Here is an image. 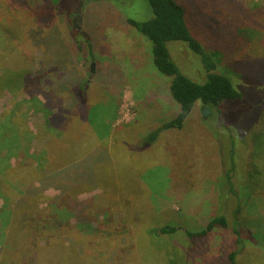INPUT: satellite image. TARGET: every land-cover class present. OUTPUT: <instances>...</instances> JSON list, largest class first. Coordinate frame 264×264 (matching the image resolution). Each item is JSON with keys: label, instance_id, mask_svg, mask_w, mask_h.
<instances>
[{"label": "rangeland", "instance_id": "374dc122", "mask_svg": "<svg viewBox=\"0 0 264 264\" xmlns=\"http://www.w3.org/2000/svg\"><path fill=\"white\" fill-rule=\"evenodd\" d=\"M1 1L19 9L48 2ZM49 1L70 21L74 36L92 41L93 54H89L85 43L84 49L76 52L70 31L62 27L60 17H56L48 34H43L41 27L30 29L28 61L22 58L15 65L29 67L32 76L23 81L24 86L14 95L2 86L0 114L18 104L17 117L26 131L23 136L30 135V139L26 137L30 153L40 157L47 173L72 168L92 150L100 149L90 159L98 163L92 168L93 177L83 179L78 194L61 196L55 187H48L44 191L48 200L44 197L39 205L40 209L50 210L55 204L63 211L62 219L81 231L87 228L89 234L95 235V241L88 240L82 246L74 242V236L66 234L63 243L74 242L75 251L54 252L47 264H116L112 258L134 259L131 264H226L235 240L231 232L215 228L192 241L186 239L183 231V235L162 237L151 233L161 226L201 231L204 222L225 202L227 222L233 224L234 217L238 219L237 226L243 234V250L236 264H264V131L250 138L257 128H264V120L260 121L264 106L257 103L264 95V2L197 0L202 14L199 18L207 25L204 42L219 54L215 71L232 76L233 88L242 99L221 103V117L209 121L201 117V104L197 102L182 129L161 131L154 143L144 144L150 132L175 118L179 111L167 96L170 80L152 65L151 44L125 23V15L137 21L150 15L146 0ZM231 32L233 36L229 37ZM167 49L184 76L204 82L205 79L198 80L203 70L201 63L195 61L197 56L179 42H168ZM10 77L2 76L0 71V88ZM84 83V89L73 92L75 86ZM35 94L41 101L45 95L53 98L54 103L65 108L73 104L74 98L86 102L87 118L96 136L88 132L85 142L81 134H66V147L47 153L45 147L48 150L50 142L54 147L58 142L64 143V134L46 132L41 125L42 114L25 106L23 100ZM105 153L110 160L104 164L100 157ZM17 163L12 159L11 166ZM249 164L255 169L250 171L253 179L246 172ZM24 166H32L27 171L31 173L38 165L30 158ZM224 173L237 185L238 200H231ZM104 192L113 193L116 203L103 204ZM237 201L243 208L233 216ZM83 203L89 206V220L73 218L80 208L77 206ZM2 205L0 195V208ZM109 238V242L104 240ZM112 241L115 245L105 257L111 260L99 261L100 256L95 253L99 247L95 244L108 245ZM3 244L6 246L0 243V248ZM86 253L91 255L90 260L78 256ZM10 255L25 259L26 264H33L36 258L30 249H13ZM5 259L12 264L11 256L7 254Z\"/></svg>", "mask_w": 264, "mask_h": 264}, {"label": "trees", "instance_id": "16d2710c", "mask_svg": "<svg viewBox=\"0 0 264 264\" xmlns=\"http://www.w3.org/2000/svg\"><path fill=\"white\" fill-rule=\"evenodd\" d=\"M192 1L146 0L150 15L145 20L137 21L127 18L126 15L124 16L125 23L135 29L142 37L144 36L151 44L152 65L157 73L170 80L166 89L167 96L179 109L175 118L173 117L172 120L162 123L158 129L150 132L144 138V144L154 143L161 131L182 129L185 119L197 102L201 104V117L204 121H209L214 117H221L222 113L218 110L221 103L240 102L242 99L241 93L233 88L232 76L215 71L218 64L217 56L219 54L212 50L209 44L204 42L207 29L206 21L199 18L202 14L199 10L201 6L198 5L197 0ZM262 1L264 2V0ZM56 17L62 18V27L69 29L72 43L76 46V52L84 49L82 45L85 43L89 54L92 55L94 50L92 41L84 36L80 38L74 36V30L70 26V21H67L59 13L58 6H53L49 0L44 6L35 5L32 8L22 7V9L13 8V3L5 4L0 0V71L2 72V76H11L10 79L5 80L4 85H1L0 89L4 90L5 88L14 95L22 88L21 86H24L23 81L27 80L28 76H32L29 67L24 68V70L19 65H15L22 58L28 61L26 55L27 51L30 50L28 31L41 27L43 34H48L52 31ZM204 25L206 26L204 27ZM220 35L218 36L222 38V34ZM228 36H233V32ZM168 42H179L194 57L197 56L195 57L197 58L195 61L198 60L201 63L200 66L203 70L202 77L198 80L205 79L203 83H197L180 72L179 68L170 58L167 49ZM8 63H12L11 67H6ZM81 87L84 89L85 83L75 86L73 92H77V89ZM38 95L35 94L28 100H23V103L26 104V107L28 105L29 108H34L42 114L41 125L46 132L50 133V130L61 131L64 134V143L58 142L54 147L50 142L48 150L45 147L47 153H50V151L59 146L66 147V143L68 144L66 134H81L84 140L88 132H92L90 135L96 136L94 134V126L87 118V109L89 107L86 106V102L81 103L78 99L74 98L73 104L65 108L54 103L53 101L55 100L48 98L46 95L45 97L43 96L45 100L41 101ZM261 98L263 99L257 103L264 106V95ZM63 100L64 98L62 99V103ZM18 110V104H13L11 108L6 109L0 114V195L3 197V205L0 208V243H6V246L3 244L0 248L2 249L0 251V264H9L10 261L5 259L7 254L11 256L12 264H26L25 259H18L17 257L14 259L10 255L13 249L19 251L30 249L34 256H36L35 259H37H34L33 264H47V261L51 260L50 257L54 252L74 250V242L84 246L88 240L91 242L95 241V235L93 233L89 234L86 231L87 228L81 231L75 226L69 225V221L65 220V218L62 219L60 214L63 211L57 209L55 204L51 205L50 210L40 209L39 205L44 197L48 200L44 196V191L48 187H55V189L60 191L61 196L67 193L72 194V196L78 194L77 189L83 182V179L90 180L93 177L92 168L98 163L90 159L100 147L98 149H94L93 147L94 150L91 151L90 155L75 162L76 164L74 163L75 165L72 168L69 166L57 172L47 173L48 171L45 170L43 162H39L38 158L40 157L30 153L29 144L26 139L27 136L30 139V135L28 133L23 136V133L26 131L22 129L23 122L17 117ZM260 119L261 122L264 120V109ZM263 129L257 128L256 131L251 133L250 138L252 139L253 136L256 138L262 134ZM86 140L85 142H87ZM104 155V157L101 156L100 158L105 164L110 160V156L107 153ZM30 158H34L38 165L36 168L33 167V173L27 172L32 166H29L30 168L24 166V162ZM12 159L18 161L15 167L11 166ZM31 164L32 162H30ZM232 165L235 167L233 163ZM254 170L251 164L246 172H254ZM114 171H116V168H114ZM12 172L15 173L12 174ZM251 172L248 174V178L253 179ZM226 174L224 173V176L228 180L230 198L231 200L233 198L238 200L239 191L237 190V185H235L233 180H229ZM56 184L61 185L56 186ZM255 187L256 185L252 186V189ZM112 194L110 192L101 194V196L105 197L103 204L105 201L115 202L116 199L114 198V194ZM242 205V203L239 204L238 202L236 213H233V216H236L240 212L243 208ZM77 207L80 208L78 210L75 209L77 215L73 218L89 220V206L83 203V205ZM85 214L86 216L82 217ZM211 216L210 219L204 222L202 230L198 232L184 231L173 226H161L159 227L160 229L153 230L151 233L157 237H162L176 233L183 235L184 232L186 239L192 241L207 236L215 228L226 230L231 232L235 238L233 250L226 256V264H236V258L243 250L240 238L243 234L238 229V219L234 217L233 224L227 222L226 202L222 203L221 207ZM66 234L74 236L73 243H68V245L63 243L62 237ZM182 238L184 237L182 236ZM39 240L42 242V245ZM104 240L109 242L111 238ZM102 243L98 242L95 244L99 247L95 253H97V256H100L99 261H109L111 259L108 260L105 257L111 250L110 248L115 244H113V241L108 245L105 244L106 246ZM78 256L87 260H90L91 257L89 253ZM112 259L117 262L116 264H131L134 262V259L130 258L131 262L129 259L127 261L125 259Z\"/></svg>", "mask_w": 264, "mask_h": 264}]
</instances>
